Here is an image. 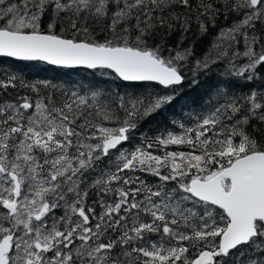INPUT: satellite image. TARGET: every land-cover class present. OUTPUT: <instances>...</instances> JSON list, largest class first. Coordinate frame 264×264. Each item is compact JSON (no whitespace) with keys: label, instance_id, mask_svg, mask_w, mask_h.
<instances>
[{"label":"snow or ice","instance_id":"1","mask_svg":"<svg viewBox=\"0 0 264 264\" xmlns=\"http://www.w3.org/2000/svg\"><path fill=\"white\" fill-rule=\"evenodd\" d=\"M229 14L200 59L154 42L193 17L206 34ZM0 57L83 66L133 89L58 91L0 67V264H264V88L252 86L264 84V0H0ZM189 63L207 114L124 147L180 97ZM9 88L36 99L5 98Z\"/></svg>","mask_w":264,"mask_h":264},{"label":"trees","instance_id":"2","mask_svg":"<svg viewBox=\"0 0 264 264\" xmlns=\"http://www.w3.org/2000/svg\"><path fill=\"white\" fill-rule=\"evenodd\" d=\"M235 19L236 17L231 14H229L227 20H225L223 16H220L216 20L215 26H210L208 32L205 34L199 31L198 24L193 17L191 28L187 33L182 34L179 30H177L172 32L171 35H168L163 30H159L155 36L154 42L160 43L161 38L163 37L164 42L169 48H175L177 44H181V47L192 46L195 58L200 59L211 51L212 43L215 41L220 29L231 25ZM95 35L97 40L103 42L106 33L98 31ZM238 47H240L241 51H243L242 41ZM165 55H167V52H165ZM240 62L242 63L243 61L241 60ZM0 67H7L17 71L27 82H48L51 85L56 86L58 91L79 89L83 94L85 89L90 84L96 83H100L101 87L106 89L107 93L111 95H115L116 93L123 94L133 90L129 82L120 81L109 75L101 76L99 70L81 67L67 68L50 65L45 62L16 61L14 58L7 57H0ZM184 71L186 75V82L183 86L180 97L172 104L167 112H163L160 115L141 121L139 127L131 133L134 141L131 139V141L126 143L124 147L132 149L134 146L140 145L144 137L155 138L160 136L161 133H164L166 130L179 131L178 128L173 127L169 123L170 120L176 119L185 123L186 126H194V124L189 120L190 116L194 120L197 115L207 114V112L210 110L212 101L210 100L209 96L205 95V88L193 91L192 87L188 83V80L193 74V63H189ZM218 71H222V66L218 67L214 65L211 71L207 74H200L199 79L202 82H214L215 75ZM252 86L256 89L264 88V84L261 83L259 77H257V79L252 82ZM47 91V89L41 88L42 94H46ZM242 91L246 92L248 89H243ZM32 94L34 93L24 88H9L5 98H15L17 95L24 96ZM164 150L165 149L163 148L157 149L155 147L150 149V151L158 155L162 154ZM167 150L188 151L189 149L186 146H169ZM136 175H140L149 183L157 182V178L152 177L149 174L138 172ZM96 199V196H91L90 194L88 204L93 205V201ZM105 199L111 200L110 197H105ZM96 210L97 212L101 211L98 206H96ZM153 239H155V237H153Z\"/></svg>","mask_w":264,"mask_h":264},{"label":"rangeland","instance_id":"3","mask_svg":"<svg viewBox=\"0 0 264 264\" xmlns=\"http://www.w3.org/2000/svg\"><path fill=\"white\" fill-rule=\"evenodd\" d=\"M35 94H32V95H24V96H27L29 97L30 99H36V95L34 96ZM34 96V97H33ZM132 141H134V139L132 138ZM93 196V195H91Z\"/></svg>","mask_w":264,"mask_h":264},{"label":"flooded vegetation","instance_id":"4","mask_svg":"<svg viewBox=\"0 0 264 264\" xmlns=\"http://www.w3.org/2000/svg\"><path fill=\"white\" fill-rule=\"evenodd\" d=\"M56 214H57V215L61 214L60 210H57Z\"/></svg>","mask_w":264,"mask_h":264},{"label":"water","instance_id":"5","mask_svg":"<svg viewBox=\"0 0 264 264\" xmlns=\"http://www.w3.org/2000/svg\"><path fill=\"white\" fill-rule=\"evenodd\" d=\"M61 67H62V66H61ZM78 67L85 68V67H83V66H78Z\"/></svg>","mask_w":264,"mask_h":264}]
</instances>
